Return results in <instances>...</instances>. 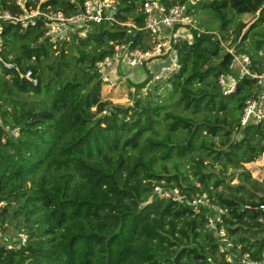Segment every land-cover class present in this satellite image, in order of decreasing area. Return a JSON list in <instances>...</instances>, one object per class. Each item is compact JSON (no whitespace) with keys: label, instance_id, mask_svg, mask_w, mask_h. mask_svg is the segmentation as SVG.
Wrapping results in <instances>:
<instances>
[{"label":"trees","instance_id":"1","mask_svg":"<svg viewBox=\"0 0 264 264\" xmlns=\"http://www.w3.org/2000/svg\"><path fill=\"white\" fill-rule=\"evenodd\" d=\"M38 2L67 14L76 10L70 0H28L27 7ZM137 6L119 0L117 17L142 26ZM202 8L220 20L229 46L264 71V0H200L195 11ZM0 9L21 12L16 0H0ZM235 14L255 20L244 31ZM132 33L92 24L85 36L72 32L53 46L40 22L26 30L2 22V55L15 66L0 65V230L10 222L27 238L8 247L1 236L0 264H226L207 228L210 209L161 197L156 185L178 188L187 198L207 192L227 208L223 225L232 241L261 257L264 178L252 177L243 163L264 153V127L240 125L246 100L261 87L238 77L235 89L223 93L219 77L235 75L233 56L209 32L178 44L181 68L164 94L149 91L145 102L113 104L101 98L95 64ZM144 35L138 32L132 45ZM65 46L79 74L63 75ZM50 54L54 76L45 82L39 67ZM28 69L36 85L24 77ZM228 167L241 169L228 175ZM235 176L237 184L226 180Z\"/></svg>","mask_w":264,"mask_h":264},{"label":"built area","instance_id":"2","mask_svg":"<svg viewBox=\"0 0 264 264\" xmlns=\"http://www.w3.org/2000/svg\"><path fill=\"white\" fill-rule=\"evenodd\" d=\"M136 0L137 10L144 15V24L138 26L132 20H121L117 17L119 0H70L76 10L67 14L60 9L42 8L38 2L35 7L28 0H16L21 9L19 13H12L7 9H0V65L7 68L14 67L15 63L4 59L2 52L4 40L1 34L2 22H10L19 26L20 30H26L31 26L41 23L43 36L53 44L69 41L72 32L79 36H85L92 24L106 23L116 28H131L133 33L129 42L116 44L111 55L105 56L96 62L95 66L101 81L109 88L117 87L121 82L128 79L129 73L120 72V67L125 63L134 69L145 65L156 57H162L165 62L156 70L150 68V79L159 83H169L170 79L179 71L178 44L180 42L193 43L196 37L209 33L198 24L195 19L196 7L200 0ZM145 31V35L136 46L133 40L138 32ZM219 41L233 56L232 67L238 74H224L219 77V83L223 93L227 94L235 89L237 78L248 76L256 80L261 87V92L246 100L240 118L241 128L253 123L264 127V71L257 72L252 69V60L249 54L238 53L234 46H229V41L223 36L216 34ZM135 36V37H134ZM134 38V39H133ZM24 77L34 85L37 77L33 76L32 70L28 69ZM155 84V85H156ZM14 131V130H13ZM153 192L161 197L174 196L182 199L187 205L196 210L200 207L210 209L207 218V228L217 237L219 251L226 260V264H264V249L260 258L252 257L248 252H242L241 245L235 244L223 225V216L227 214V208L220 207L212 202L207 192L197 193L191 198L181 195L178 188L163 189L156 185ZM264 209V205L260 206ZM3 234L0 232V237ZM26 234L18 233L13 239L15 243H8V247L15 245L20 247L26 241Z\"/></svg>","mask_w":264,"mask_h":264},{"label":"rangeland","instance_id":"3","mask_svg":"<svg viewBox=\"0 0 264 264\" xmlns=\"http://www.w3.org/2000/svg\"><path fill=\"white\" fill-rule=\"evenodd\" d=\"M195 19L200 26H202L204 29H206L209 32L220 34L222 36H224L227 33V31L221 29L220 20L215 16L214 12L209 8H202L199 11H196ZM234 19L243 21L244 23H246V27H248L254 22L255 16L253 14H245L240 16L235 14ZM230 37H232L231 33H230ZM247 43L250 45V41H248ZM12 53L13 52H10L8 54V57H11ZM73 54L75 57L79 55L75 49L73 50ZM64 55L65 58L68 59V66L64 68L63 75L73 74V73L79 74L80 65L75 63L74 59L70 58L68 46H65ZM261 61L264 62V58L261 59ZM53 62H54L53 57L50 54L49 57L43 59V62L39 67V71L42 73L45 82H47L50 79V77L54 76L55 66L53 67V70H50L48 66L52 64L55 65V63ZM163 62H165V60L162 57H156L150 60L145 65H140L134 69L130 68L128 65L124 63L120 67V72L123 74L129 73L128 79L125 82H121L115 88H109L106 84L103 83L101 87V98L108 99L113 104L128 105V104H132V102L136 98H138L141 102H145L147 95L150 92H155V90L157 92H160L161 94H164L167 90H169V88H171V85L165 82L159 83L157 90L155 89L156 83L155 81L150 79V74H149L150 68L152 70H156L158 66ZM148 64L150 68L148 67ZM233 72L238 74L237 70L234 68H233ZM142 85L143 87L139 88V86ZM237 116H238V112H232V117H237ZM241 134L242 132L240 129L239 131L237 130V132L234 135L237 137L240 136ZM261 157H262V161L257 164L256 166L257 168H253L256 162L261 159ZM261 157L256 161L243 163L244 167L251 172L252 177L258 179L259 181H262L264 178V153L261 155ZM183 164H185L186 166V163L184 161ZM235 169L240 170L241 168L228 167L227 174L229 175L230 172ZM226 180L231 184H237L239 182L237 176H235L232 179L227 177ZM3 204L4 203H2V205ZM0 232L4 236L5 242L10 244L12 243L13 239L18 236V233H20V231L17 230V228H14L10 222L6 224L5 230H0Z\"/></svg>","mask_w":264,"mask_h":264},{"label":"water","instance_id":"4","mask_svg":"<svg viewBox=\"0 0 264 264\" xmlns=\"http://www.w3.org/2000/svg\"><path fill=\"white\" fill-rule=\"evenodd\" d=\"M248 28H249V26H248V27H245L244 31H245V30H247ZM242 207H245V206H244V205H242Z\"/></svg>","mask_w":264,"mask_h":264}]
</instances>
